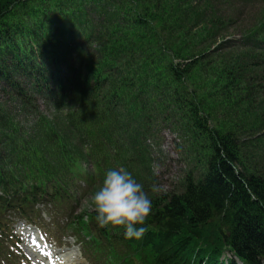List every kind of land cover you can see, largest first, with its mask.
Segmentation results:
<instances>
[{"label":"trees","instance_id":"1","mask_svg":"<svg viewBox=\"0 0 264 264\" xmlns=\"http://www.w3.org/2000/svg\"><path fill=\"white\" fill-rule=\"evenodd\" d=\"M193 5L196 0H0V77L14 60L51 103L80 106L86 119L92 105L121 101L144 126V106L125 87L123 73L159 100L153 118L172 119L195 164L177 192L152 195L140 239L126 238L121 226L100 227L94 211L70 222L106 264H237L229 257L224 263L226 253L242 264H264V174L247 162L251 138L264 127V27L248 31L243 48L218 53L207 46L219 23L205 20L200 5L189 21ZM102 111L94 121L100 117L105 129L118 124V114ZM76 123L91 142L102 134ZM140 125L133 141L144 133ZM48 134L56 136L51 128ZM72 151L65 139L55 150L41 142L31 149L24 141L11 144L0 168L1 233L8 211L24 216L45 199L53 205L70 199Z\"/></svg>","mask_w":264,"mask_h":264},{"label":"rangeland","instance_id":"2","mask_svg":"<svg viewBox=\"0 0 264 264\" xmlns=\"http://www.w3.org/2000/svg\"><path fill=\"white\" fill-rule=\"evenodd\" d=\"M196 3L197 5H193L192 10H190L189 21H191L192 16L202 6L206 12L205 20L210 23H219L217 34L215 32L214 37L207 46L217 50L218 53L232 52V49L238 46L243 48V44L246 41L244 39L245 34L251 29H261L264 27V0H196ZM198 27H200L198 20L191 22V29L193 31ZM8 60L6 68L13 69L15 67H12L13 61ZM33 79V76L23 75L19 70L18 77L13 80L1 77L0 126L1 141L3 140V142L0 145V161L1 152L4 151V148H6L9 142L6 138L9 136H14L12 144L19 146L24 141L26 143V149H31L37 143H43L47 140V132L49 128H52L56 131L57 139L53 138L51 144H54L58 139H65L78 149L77 151H72L74 159L76 160L81 151L90 153L91 151L96 152V149H100L106 153L108 150L111 159H104V163L101 161L103 168L106 167L108 162L115 165L123 164L121 157H123L125 151L123 144L126 143L125 146L128 147L129 159L125 165L137 171L139 177L145 183V188L149 192L153 183L163 185L165 190L162 192H176L179 190L180 184L187 173H195V164L189 156L185 155L181 147L180 134L175 129L172 121H165L162 125H155L154 113H150L149 120H146L144 125L146 131L141 138L139 137L137 139V144L131 146L127 141V137L138 124L133 123L131 117L124 114L123 121L124 123L126 122V127L123 130L115 127H113L115 130H110V134L113 132V143L114 141H118L119 145L116 147L113 143L110 144L105 136L100 139L101 144L93 145L81 128L75 129L70 123L69 118L61 114V112H57L42 96L33 92V88L36 86ZM92 125L100 133H102L106 126L100 125L96 121H93ZM261 129L259 134L264 136V127ZM123 131L126 134H123ZM248 153L256 160L261 159L259 156L262 157V161H258V164L264 172V142L256 145ZM96 163L97 159L90 156L86 164L87 170L92 173ZM154 163L160 165L157 175H154L152 171V165ZM94 181L92 190L87 189L85 184L83 185L78 182L74 185L76 193H72L73 198H71V201L73 203H70L68 207L70 212H75L73 216H78L85 211H92L90 207L91 201L89 199L90 193L101 185L102 179L95 177ZM57 208L59 211V206ZM47 210L52 209L49 206L45 207L42 205H38L35 208L36 212H40L39 220L44 222L42 224H46L43 228L52 232L53 236H50L51 239L53 241L56 240L60 244V247L64 248V253L67 251L68 253H73L71 256L79 258V264H98L95 261H93L94 263H89L87 254L83 253L85 248L75 245L77 236L71 237V234L74 232L71 233L68 228H65L68 217L70 218V212L67 216H62L64 213L58 214L61 215L62 219L58 223V227H62V232H60V228L48 226L51 222L46 214ZM6 218L10 222L17 220V217H13V213L11 212L7 213ZM6 230L5 235H8L9 231L7 227ZM15 232L13 228L14 235ZM0 241L3 242L5 247L3 253L5 255H9L7 253H10L11 256L6 260L1 255L3 253H0V264L24 263L26 259L24 255H28L24 248L23 250L18 248L15 250L12 241L5 242V238L2 237H0Z\"/></svg>","mask_w":264,"mask_h":264},{"label":"clouds","instance_id":"3","mask_svg":"<svg viewBox=\"0 0 264 264\" xmlns=\"http://www.w3.org/2000/svg\"><path fill=\"white\" fill-rule=\"evenodd\" d=\"M160 165L154 163V175ZM164 186L153 183L150 192L159 194ZM90 207L100 227L121 226L126 238L140 239L145 234L146 221L152 212L153 199L149 191L126 167H113L104 172L101 185L90 193Z\"/></svg>","mask_w":264,"mask_h":264},{"label":"bare ground","instance_id":"4","mask_svg":"<svg viewBox=\"0 0 264 264\" xmlns=\"http://www.w3.org/2000/svg\"><path fill=\"white\" fill-rule=\"evenodd\" d=\"M29 247V246H28ZM32 251V250H31Z\"/></svg>","mask_w":264,"mask_h":264}]
</instances>
